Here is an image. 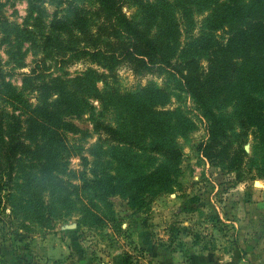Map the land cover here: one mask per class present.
Here are the masks:
<instances>
[{
  "label": "trees",
  "instance_id": "obj_1",
  "mask_svg": "<svg viewBox=\"0 0 264 264\" xmlns=\"http://www.w3.org/2000/svg\"><path fill=\"white\" fill-rule=\"evenodd\" d=\"M48 3H56L60 10L48 21L45 35L36 32L37 22L33 25V34L41 38L42 47L67 36L59 49L77 60L97 63L108 75L88 69L79 77L56 83L40 79L34 69L24 80L27 84L34 78L32 91L39 92L42 99L27 121L30 134L40 139L42 178L50 179L57 171L56 159L65 149L59 132L74 130L66 119L90 114L93 130L108 144L110 167L103 176L85 182L84 189L99 200L121 195L131 208L140 207L146 196L156 198L172 192L182 159L175 141L192 132L195 125L179 109H165L171 99L166 88L148 83L120 91L109 84L116 67L125 65L137 77L169 72L176 87L189 96L206 121V141L197 151L209 165L234 173L238 179L255 172L254 177L264 180V0ZM124 8L131 10L129 16ZM195 16L202 18L198 34L189 36L179 50L178 20L189 33L194 29ZM7 26L0 10V50L8 37ZM80 42L84 45L76 48ZM97 82L104 85L102 90L97 89ZM52 90L55 99L49 102ZM20 99L21 93L5 80L0 56V202L12 181L14 166L29 152L20 135L11 133L14 126L6 122L1 108ZM90 100L99 103V111L93 109ZM146 140L149 148L142 154L130 150ZM249 142L250 153L246 150ZM145 154L157 155L161 162L155 166L154 157ZM99 156V152L94 154ZM82 212L91 222L104 225L86 207ZM123 264H132L127 255Z\"/></svg>",
  "mask_w": 264,
  "mask_h": 264
},
{
  "label": "rangeland",
  "instance_id": "obj_2",
  "mask_svg": "<svg viewBox=\"0 0 264 264\" xmlns=\"http://www.w3.org/2000/svg\"><path fill=\"white\" fill-rule=\"evenodd\" d=\"M48 1L0 0L8 23V37L0 50L2 72L6 82L21 93L20 101L4 103L1 108L6 122L14 126L11 133L19 134L29 147L2 193L0 264H123L126 255L132 264H264V180L254 177L255 172L238 179L200 156L197 148L206 141V121L169 72L137 77L125 65H118L115 77L108 82L120 91L148 83L166 88L171 99L165 109L177 108L194 123L192 132L175 141L182 159L171 193L146 196L140 207L131 208L121 195L99 200L84 189L85 182L103 176L110 167L108 144L93 130L90 114L66 119L74 130L59 132L65 149L56 159L57 171L50 179L42 178L40 139L30 134L27 123L42 99L39 92L32 91L34 78L27 84L24 80L34 69L40 79L56 83L79 77L88 69L108 75L97 63L77 60L59 49L67 36L42 47L33 25L37 22L36 32L45 35L48 21L60 10ZM123 12L129 16L131 10L124 8ZM201 19L194 17L195 26L189 33L178 20L179 50L189 36H197ZM83 45L77 43L76 48ZM96 87L102 90L104 85L97 82ZM48 96L52 102L55 91ZM90 104L100 110L96 100ZM251 144L246 146L249 153ZM148 148L146 140L130 150L142 154ZM98 152L100 156L94 157ZM145 156L154 157L155 166L161 162L157 155ZM82 207L101 218L104 225L91 222Z\"/></svg>",
  "mask_w": 264,
  "mask_h": 264
}]
</instances>
